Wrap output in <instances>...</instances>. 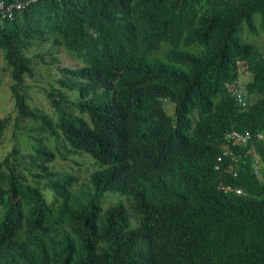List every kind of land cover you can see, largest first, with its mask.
<instances>
[{"label":"clouds","instance_id":"1","mask_svg":"<svg viewBox=\"0 0 264 264\" xmlns=\"http://www.w3.org/2000/svg\"><path fill=\"white\" fill-rule=\"evenodd\" d=\"M13 10L12 16L0 14V23L13 20ZM205 13L175 24L156 54L135 50L136 28L99 75L61 50L55 63L63 74L57 73L72 83L71 99L88 90L89 110L84 125L73 128L79 134L52 135L53 159H37L30 146L35 142L14 138L15 123L0 132L2 138L14 127L11 149L0 152V264H68L69 244L79 260L82 248L90 254L88 231L80 234L81 248L76 224L63 216L70 174L79 178L70 190L95 200L109 239L132 245L133 255L123 264L205 263L209 242L189 228L199 221L203 200L218 207L216 221L229 227L251 213L248 198L264 184V50L254 44L248 58L241 36L248 30L264 41V15L237 16L236 10L204 39ZM230 35L242 55L237 62L225 56ZM157 55L172 69L173 82L162 94L155 90L163 76ZM134 123L141 138L137 149L149 161L145 166L125 162L136 145ZM71 159L78 172L62 167ZM83 166L89 177L82 178Z\"/></svg>","mask_w":264,"mask_h":264},{"label":"trees","instance_id":"2","mask_svg":"<svg viewBox=\"0 0 264 264\" xmlns=\"http://www.w3.org/2000/svg\"><path fill=\"white\" fill-rule=\"evenodd\" d=\"M29 1L24 10H13L16 16L13 20L0 23V85L2 74L8 73L10 78L7 93L0 92V100L10 99L8 104L12 110L0 119V132L7 129L10 123H15L20 132L15 130L14 138L35 142L30 146L36 150V158L42 161L55 158L49 142L52 135L57 137L60 131L65 135L79 134L80 130L73 128L78 123L84 125L85 112L89 110V103L84 100L88 90L82 88L81 94L76 91V100L71 99L68 92L73 93L70 91L74 89L72 83L57 73L63 74V70L55 63L61 50L82 61L89 72L99 75L104 72L106 58L125 47L136 28L139 31L134 40L135 50L156 54L162 52L161 49L166 45L164 38L175 24L193 18L199 11H206L203 16L204 39L217 33L219 22L225 25L236 10L239 11L237 16L264 15V0ZM27 2L0 0L5 9L17 8ZM116 8L117 15L108 18ZM195 8L199 11L194 12ZM116 18L120 21H116ZM227 42L225 56L233 62L242 60L235 37L228 36ZM44 43L63 48L52 49L48 53L53 61L48 60L46 54L30 57L29 53L34 47ZM242 45L249 58L254 48L253 42L244 41ZM156 61L163 69V76L155 90L157 94H162L173 82L172 69L160 55H157ZM47 72L51 81L45 86L49 76ZM31 81L34 86L30 84ZM34 87L38 88L43 105L33 104ZM133 135L136 145L129 150L125 162L145 166L149 161L137 149L141 138L136 123ZM60 155L64 158L61 152ZM93 155L97 161H102L100 153L95 152ZM68 177V202L63 208V216L76 224L79 246L82 248L80 234L87 230L93 247L89 255L82 248L83 260H79L69 244L72 253L68 264H123L125 259L133 255L132 245L126 241L109 239L110 236L105 234V226L100 224L97 203L95 200L87 202L88 193H81L80 197L75 195L70 189L74 182H79V178L74 174ZM100 185L101 182L98 187ZM82 187L88 189L86 184H82ZM248 200L252 206L251 213L232 227L217 222L215 214L218 207L212 208L207 200L202 201L199 221L189 228L194 229L198 238L209 242V257L203 264H264V184L257 186ZM114 246L118 247L104 256L105 251ZM176 261H180L179 256H176Z\"/></svg>","mask_w":264,"mask_h":264},{"label":"rangeland","instance_id":"3","mask_svg":"<svg viewBox=\"0 0 264 264\" xmlns=\"http://www.w3.org/2000/svg\"><path fill=\"white\" fill-rule=\"evenodd\" d=\"M263 38H264V33H263ZM242 39L244 41L250 42L255 45H257L260 49L264 50V41L260 40V37H256L253 36L248 30H246L243 34H242ZM52 49H56L55 45H52L51 43H44V44H37L36 47H34V49L29 53L30 57H34L35 55H41V54H46L48 57V53L52 50ZM63 55V54H62ZM64 56V55H63ZM65 60H67V57H65ZM68 64L70 67H76L77 66V62L73 59H68ZM49 75V73L47 74V76ZM1 80L2 83L0 85V92L1 93H7V87L8 84L10 85V78H9V74H2L1 76ZM51 81V76H48V79L45 81V86L49 85ZM32 83H30L32 86H34L33 81H31ZM33 91V96L34 99L32 100L33 104H37L39 105V103H41L42 105L44 104V102L42 103V98L39 95V90L38 88L35 89V87L32 89ZM10 103V99H6L5 101L0 100V117H3L4 115H6L7 113L9 114L10 112H12L11 106L8 104ZM23 123V122H20ZM13 126H11L9 132L7 134H3L2 138H0V152H2V155L4 156L12 147V143L10 141L11 135H12V131H13ZM20 132V131H19ZM25 135V134H24ZM62 165V164H61ZM62 167L67 168L69 171H75L78 172L79 170V166L71 159L70 161L66 162L64 165H62ZM83 169V173H82V178L83 177H89L90 176V172L85 171L86 170V166L82 167ZM0 210L2 211V209L0 208ZM4 215H1L0 217V221L2 220V217ZM132 226H136L132 220Z\"/></svg>","mask_w":264,"mask_h":264},{"label":"built area","instance_id":"4","mask_svg":"<svg viewBox=\"0 0 264 264\" xmlns=\"http://www.w3.org/2000/svg\"><path fill=\"white\" fill-rule=\"evenodd\" d=\"M31 1L28 0V2L26 4H22V5H18L17 8H22L24 7L25 5H28ZM12 10L13 8H4V4H0V14H9L10 16H12Z\"/></svg>","mask_w":264,"mask_h":264}]
</instances>
